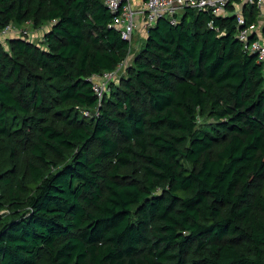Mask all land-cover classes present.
Returning <instances> with one entry per match:
<instances>
[{"label": "trees", "instance_id": "trees-1", "mask_svg": "<svg viewBox=\"0 0 264 264\" xmlns=\"http://www.w3.org/2000/svg\"><path fill=\"white\" fill-rule=\"evenodd\" d=\"M113 20L0 0V35L48 26L0 42V264H264V62L237 18L161 19L136 52Z\"/></svg>", "mask_w": 264, "mask_h": 264}, {"label": "built area", "instance_id": "built-area-1", "mask_svg": "<svg viewBox=\"0 0 264 264\" xmlns=\"http://www.w3.org/2000/svg\"><path fill=\"white\" fill-rule=\"evenodd\" d=\"M108 10L113 15V22L110 28L120 31L123 39L132 42L139 31L148 37L149 28L154 27L161 19H169L172 24H178L182 15L188 11H196L211 13L216 17H233L237 18L238 35L237 38L243 43L244 49L255 54L258 62H264V39L261 35L259 25L247 26L244 17V10L247 7H255L261 18L264 19V0H104ZM231 8V9H230ZM29 25V24H28ZM14 26V28L12 27ZM5 28L0 36L9 37V35L18 38L23 37L21 30L15 25ZM209 27L214 29V22L209 23ZM14 29V30H13ZM218 32L220 30L217 29ZM226 32L221 31L220 35ZM257 35L256 40L251 41L253 36ZM26 36H29L26 33ZM145 38V39H146ZM127 67L121 64L114 72H105L103 74L94 75L90 78L93 83L96 95L102 98L110 85H112L120 75L121 69ZM89 115V112H85Z\"/></svg>", "mask_w": 264, "mask_h": 264}, {"label": "rangeland", "instance_id": "rangeland-1", "mask_svg": "<svg viewBox=\"0 0 264 264\" xmlns=\"http://www.w3.org/2000/svg\"><path fill=\"white\" fill-rule=\"evenodd\" d=\"M14 28V26H12ZM18 27V26H16ZM48 28V26L46 25V27H43V29L41 30H36L32 24H29L27 26H22V27H18V30H21V32L25 31V33H23V37L27 38V39H31L34 43H40L43 39V35H44V30H46ZM15 29V28H14ZM13 29V30H14ZM26 33L29 34V36H26ZM137 35L135 36L133 42L135 43L134 49L135 52L138 51L140 49V47L142 46V42L144 41V39L146 38V35L144 33H140L139 31L136 33ZM8 39H12V36L9 35V37L6 36H0V42L3 44V46L5 47L6 50H8V45H7V41ZM126 73V69L124 67V69H121L119 74L121 76L125 75ZM90 115V114H89ZM87 116V115H85Z\"/></svg>", "mask_w": 264, "mask_h": 264}, {"label": "crops", "instance_id": "crops-1", "mask_svg": "<svg viewBox=\"0 0 264 264\" xmlns=\"http://www.w3.org/2000/svg\"><path fill=\"white\" fill-rule=\"evenodd\" d=\"M260 23H259V26H260V29L259 31H261V35L263 36V39H264V19L261 18V20H259Z\"/></svg>", "mask_w": 264, "mask_h": 264}]
</instances>
